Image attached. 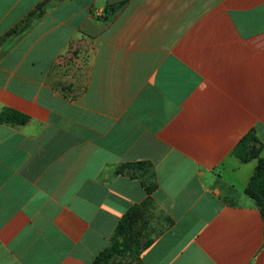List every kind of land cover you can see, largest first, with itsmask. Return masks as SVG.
Here are the masks:
<instances>
[{
  "label": "crops",
  "instance_id": "1",
  "mask_svg": "<svg viewBox=\"0 0 264 264\" xmlns=\"http://www.w3.org/2000/svg\"><path fill=\"white\" fill-rule=\"evenodd\" d=\"M43 1L0 0V39ZM46 8L0 46V113L29 118L0 122V264H94L144 203L142 264H264L234 154L252 133L264 159V0Z\"/></svg>",
  "mask_w": 264,
  "mask_h": 264
},
{
  "label": "trees",
  "instance_id": "2",
  "mask_svg": "<svg viewBox=\"0 0 264 264\" xmlns=\"http://www.w3.org/2000/svg\"><path fill=\"white\" fill-rule=\"evenodd\" d=\"M54 0H44L36 8L29 13V15L15 28L11 29L7 34L0 39V46L11 37L20 36L25 33L27 30L30 29L31 24L39 19L45 12L46 7H48ZM114 7L105 8L106 12L112 14L114 12ZM28 117L20 114L15 110H5L0 113V122H15L19 124H25L28 122ZM253 141H256L254 134H248L244 139L240 141L237 147L234 150V154H236L243 162L250 161L252 159L258 160V165L256 168V172L251 178L248 191L250 196L256 200L260 206L261 211L264 218V159L259 156V151L261 147L253 146ZM148 191H152V187L148 186ZM148 203H144L142 207H146ZM141 206H136L132 210H130L124 218L121 220L117 228L116 234L113 237L112 247L106 249L94 262V264H102V261H105L110 254H114L116 252L120 253H128L129 251L133 252L136 251L139 247V242L136 240L125 239L121 241V237L123 235L124 230L127 228V225L137 219L141 218L144 209ZM154 242V238L148 240L147 243L144 245L143 250L148 248Z\"/></svg>",
  "mask_w": 264,
  "mask_h": 264
},
{
  "label": "rangeland",
  "instance_id": "3",
  "mask_svg": "<svg viewBox=\"0 0 264 264\" xmlns=\"http://www.w3.org/2000/svg\"><path fill=\"white\" fill-rule=\"evenodd\" d=\"M147 210L145 209L141 218L127 225L121 237V241L131 239L139 242L137 250L133 252L129 251L128 253L116 252L110 254L105 261H102V264H142L141 254L144 245L165 228V224L161 218L154 211Z\"/></svg>",
  "mask_w": 264,
  "mask_h": 264
}]
</instances>
